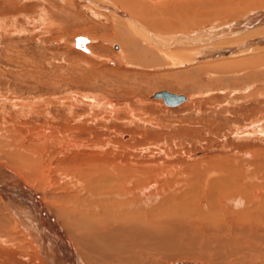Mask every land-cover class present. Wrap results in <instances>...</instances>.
<instances>
[{
	"label": "rangeland",
	"instance_id": "1",
	"mask_svg": "<svg viewBox=\"0 0 264 264\" xmlns=\"http://www.w3.org/2000/svg\"><path fill=\"white\" fill-rule=\"evenodd\" d=\"M95 1L0 0V264L54 261L53 250L48 252L50 219L41 217L45 227L47 223L43 250L29 234L37 227L17 207L28 205L20 200L24 198L18 187L36 190L56 219L67 196L83 197L74 192L77 176L71 177L72 168L85 170L97 161L147 171L152 213L197 209L194 214L199 212L202 219L208 208L234 220L245 218L236 220L237 227L246 224L227 242L219 238L229 234H214V229L178 231L179 246L193 244L187 260L171 258L184 252L168 248L136 249L119 257L110 250L97 260L124 264L120 259L133 254L142 264H264V225L259 230L254 226L264 219V17L237 36L226 32L227 25L264 12V0H168L165 18L183 25L150 28L154 34L213 35L173 44L170 54L132 36L126 19L106 8L117 2ZM134 3L118 6L141 24L148 20L137 14V5L159 13L147 0ZM76 35L87 37V51L74 46ZM160 89L185 98L167 105L152 96ZM82 252L81 264L96 262V254Z\"/></svg>",
	"mask_w": 264,
	"mask_h": 264
},
{
	"label": "bare ground",
	"instance_id": "2",
	"mask_svg": "<svg viewBox=\"0 0 264 264\" xmlns=\"http://www.w3.org/2000/svg\"><path fill=\"white\" fill-rule=\"evenodd\" d=\"M114 1L117 2L118 5L121 6L122 8H124V6H126L128 4L131 6V4L134 3V0H127V3L124 2L123 0H114ZM147 1L149 2V5L151 7H153L154 5L156 7H158L159 13L157 15V12H158L157 9H154L152 12H150L148 10V8L144 7L145 4L144 5L143 4L137 5V7H139V10H138L139 13H137V14H139L141 19L148 20V22L144 23V24H141L139 21L133 20L132 18H129L116 4L115 5L111 4L113 6H110L108 4V5H106V8H108L109 11H112L113 13H115L117 16H120L121 18H125L127 20V21L126 20H124V21L126 22L128 28L131 30L132 36L133 35L137 36L138 38L142 39L145 43H147L151 46H154L158 50L159 49L163 50L166 54H170L172 47H174V46H172L173 44L178 45V44L187 43V42L193 43L196 41H201L204 39L206 40L207 38L213 37V35H211L209 32L208 33L207 32L198 33L197 34L198 37L192 36L193 34L187 35L186 33H179V34H176V33L175 34H161V33H159V35L154 34V32L151 31L152 29L153 30L154 29H161L162 27L165 30L166 29L171 30V29H176V28L181 29L180 25H183V23H182V21L180 22L178 20L165 18L164 14L170 13V10L168 8H166V6L169 3H171V1H168V0H158V1L147 0ZM89 2L91 4H95L98 1L96 2L95 0H89ZM251 2H253V1L251 0ZM98 5H100V4H98ZM103 6H105V5H103ZM130 11H132V10H130V9L128 10L129 14L132 15V13ZM174 13H176V12H174ZM151 16H152V18L149 19V17H151ZM263 17H264V12H260V11L252 12L251 15L246 17L245 19L238 21L235 24L231 23V25H229V26L227 25L228 29L226 32L229 34L235 35L236 32L239 33L238 31H244L247 29L248 26H253V23L255 21H258V20L260 21ZM176 25H178V26L176 27ZM256 25L257 24H255V26ZM150 28H152V29H150ZM221 30H223V29H221ZM247 30H250V29H247ZM256 31H259V30H256ZM262 31L263 30H261V32ZM240 34H242V32ZM254 34H256V33H254ZM237 35H239V34H237ZM237 35H235V36H237ZM228 36H230V35H228ZM194 37H196V39ZM191 39H193V40H191ZM85 43H84V45H85ZM125 43H129V41L126 40ZM187 44H189V43H187ZM232 52H233V50H232ZM183 55H184V53H183ZM183 55H181V56H183ZM177 57H178V55H177ZM64 149H65V146H64ZM97 158L98 157H95L94 160H97ZM88 167L85 170L80 166L72 168V169L75 168L76 170L71 171L72 172L71 177H73V175L77 176V180L75 181L76 183H74L75 186L73 187L74 192H76L78 194H80V193L83 194V197L82 196L79 197L78 195H72V194L71 195L73 196V198L71 197L70 194H69L70 196L66 197V199H65L66 202H63V203H65L63 209L58 208L56 210L57 213L55 215V218L59 221L58 222L59 224H57L55 221L56 219H53L52 216L44 209V207L42 206L43 204H41L42 202H40V200H39V194L34 192L36 190L31 191L30 189L25 188L22 184L20 186L18 185L19 186L18 188L21 191L22 198H24V199L20 198V200L22 202L28 201V203H27L28 205L27 206L26 205L25 206H18L17 205V207L20 209V211L22 212L24 217L25 216L28 217L26 219L28 220L29 224L35 225V227H37L36 233L29 231L30 232L29 234H31V235L33 234L34 238L35 239L37 238V242L39 244V247L42 248V246H40V245H43V248L45 250H46L47 246L45 244L46 242L44 239H46V238L44 237V234H45V228L47 227V223H46V227H45V223H43L44 221H42L43 220L42 218L50 219L48 226L51 227V242H50L51 247L49 248L50 250L48 249V252L51 251V249L53 250V251H51L52 252L51 259H52V257H54V261L51 260L52 264H81V262H83V260L81 259L79 253H84L82 251H88L91 254H96V256L101 255L102 257H104L103 256L104 254L107 255L106 252H108L110 250H115V251H113V253L116 252V254H118V257H119L124 252H126V253L132 252L133 254H135L134 252L138 251L136 249H139L143 252L144 251L148 252L149 250L156 251L159 248H161V249L162 248H166V249L168 248L170 250L176 251L177 253L184 252L181 255L183 257L185 256L184 258L179 257L177 255H173V254L171 255L172 256L171 258H179V259L187 260L185 258H191V257H189L185 254L189 255V254L193 253V252L189 253V251L194 250L193 246H192L193 244L187 243L188 244L187 246H184V247H182L183 245L179 246V244H178L179 241H177V239H176V235H177L178 231L180 232L181 230L182 231H191L192 230V232H195L196 229L197 230L200 229L201 231L214 229L213 233H214V231L215 232H221L224 234L228 233L229 235L227 237L225 236V238H221V236H220V238H219L221 241L227 242V241H230L231 239H233V237H231L229 240L227 239L233 234L232 232H235L236 230H238L240 228H242L241 230H243V226L246 225L245 224L241 227H237V222L238 221H244L245 218L243 220H239L240 217L238 219L236 217V219L234 220L233 218L230 217V215L229 216L224 215L225 213L224 214L219 213L217 215L214 213L212 214L213 210L212 211L210 210L211 211V213H210V211H208V208L206 209V207H205V209L207 211L206 210H204V211H206V213L209 212V214H206V215H208L207 217H205L206 215L203 214L205 218L202 217V219H199L200 217H198L199 212H198V214H194V211H196L197 209L196 210L191 209V210H193V213L189 212V209L186 210L188 212H182L181 214L177 213L175 211V212H173L174 215H171V214L165 215L166 213L163 215L162 211H161V213L159 212L160 210L159 211L156 210L155 213H152L151 208L149 207V204H150V200H151L150 197L152 196L154 198V195L150 196L151 192L149 194V192L147 191V189L149 188L148 182H147V180H148L147 179L148 178L147 171L141 172L140 170L136 169L137 166L135 168H133L134 166L133 167H130V166L121 167L118 164H113L110 166L109 165H103L102 166V165H98V161L96 163H93V165L90 166L89 169H88ZM7 172H9V171H7ZM71 172L69 171V173H71ZM234 172H237V171H234ZM228 173L231 174V172H228ZM68 174H66V175L68 176ZM255 175L257 176V174H255ZM234 179H236V178L232 177V180H234ZM69 180H70V178H69ZM260 182H261V180H260ZM223 183H224V181H223ZM242 186H245V185H242ZM85 188L87 189V191L90 192L89 195H87V196L86 195L84 196V194L88 193ZM225 188H227V187L225 186ZM238 189H240V188H238ZM242 189H243V187H242ZM245 189L249 190L250 188H245ZM230 190L231 189L229 188V191ZM241 192H240V194H241ZM242 194H243V192H242ZM19 195H20V193H19ZM25 195L26 196L28 195L29 197L27 198ZM224 196H226V195H224ZM222 197H220V198H222ZM253 198H252V200L255 199V198L254 199ZM239 199H241V198H239ZM222 200L224 203L225 201L223 198H222ZM252 200H250V201H252ZM16 201H18V200H16ZM201 201H203V202H201V204L203 206L204 205L206 206V201L205 200H201ZM257 202H259V201H257ZM248 203H247V205H248ZM159 204H161V203H159ZM172 206H174V205H172ZM220 206H221V202H220ZM223 206L225 207L224 204H223ZM227 207H229V206L227 205ZM238 207H237V210H238ZM240 207H241V205H240ZM242 208H246V207H242ZM247 208H248V206H247ZM253 208H254V206H253ZM255 209H256V207H255ZM255 209H253V210H255ZM154 210H155V208H154ZM164 211L167 212L168 210L165 209ZM219 211L220 210H218V211L215 210V212H219ZM223 211H226V210L223 209ZM227 211H228V208H227ZM236 212H238V211H236ZM238 213H236V215ZM228 214H229V212H228ZM243 214L246 215L245 213L242 212V215ZM249 216H247V217L249 218ZM29 217L31 219H29ZM242 218H243V216H242ZM236 220H237V222H236ZM40 224H41V227H40ZM239 225H240V223H239ZM263 225H264V219L259 220L257 223H254V226H256V229H258V228L260 229ZM26 230L28 231L29 228L26 227ZM193 230H195V231H193ZM199 232L197 231V233H199ZM237 232H240V230ZM208 234H210V233H208ZM202 235H204V233ZM194 237H196V236H194ZM151 238H152V241L149 240ZM259 238H261V237H259ZM234 239H235V237H234ZM263 239H261V240H263ZM193 241H195V240L193 239ZM207 244L208 243H206V245ZM123 245H127V246H125V248H124ZM242 245L246 246V245H248V243L242 242ZM78 246H79V248H78ZM234 246H236V245H234ZM162 251H164V250H162ZM147 252L145 253V255L148 254ZM236 253H238V252H236ZM242 253L243 252L240 251V254H242ZM133 254L130 257H124L123 256L120 259V262H123L124 264H142L141 263L142 259L137 258V256L133 255ZM101 256H100V258H101ZM146 256H149V255H146ZM97 259H99L98 256H97L96 260H94V261L98 262V264H102L104 262V261L102 262L101 259L100 260H97ZM201 259L203 260L204 257L202 256ZM152 260H154V259H152ZM188 261H189V259H188ZM96 262L92 263V260H91L90 264H96ZM120 262H116V263H120ZM106 263H109V262H106ZM110 263H112V262H110ZM191 263L192 262H190V264ZM193 263L199 264L196 262H193ZM150 264H151V262H150ZM187 264H189V262H187Z\"/></svg>",
	"mask_w": 264,
	"mask_h": 264
},
{
	"label": "water",
	"instance_id": "3",
	"mask_svg": "<svg viewBox=\"0 0 264 264\" xmlns=\"http://www.w3.org/2000/svg\"><path fill=\"white\" fill-rule=\"evenodd\" d=\"M87 41V37L83 35H76L73 40L74 46L77 45L80 49L87 51L84 43ZM153 97H159L167 105H174L182 101L185 96L181 93H174L166 89L156 90L152 93Z\"/></svg>",
	"mask_w": 264,
	"mask_h": 264
}]
</instances>
